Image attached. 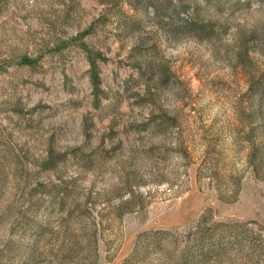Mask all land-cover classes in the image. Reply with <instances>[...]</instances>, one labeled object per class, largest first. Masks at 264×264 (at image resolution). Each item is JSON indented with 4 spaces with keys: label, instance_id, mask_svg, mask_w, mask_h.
I'll use <instances>...</instances> for the list:
<instances>
[{
    "label": "rangeland",
    "instance_id": "1",
    "mask_svg": "<svg viewBox=\"0 0 264 264\" xmlns=\"http://www.w3.org/2000/svg\"><path fill=\"white\" fill-rule=\"evenodd\" d=\"M0 264H264V0H0Z\"/></svg>",
    "mask_w": 264,
    "mask_h": 264
}]
</instances>
